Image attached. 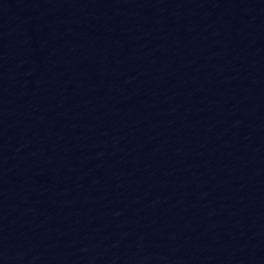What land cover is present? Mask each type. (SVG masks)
I'll use <instances>...</instances> for the list:
<instances>
[{"label":"water","instance_id":"95a60500","mask_svg":"<svg viewBox=\"0 0 264 264\" xmlns=\"http://www.w3.org/2000/svg\"><path fill=\"white\" fill-rule=\"evenodd\" d=\"M0 264H264V0H0Z\"/></svg>","mask_w":264,"mask_h":264}]
</instances>
